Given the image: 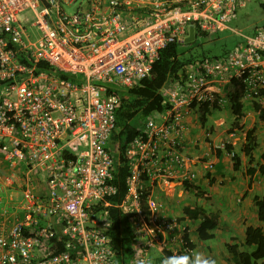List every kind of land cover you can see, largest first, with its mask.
Instances as JSON below:
<instances>
[{"label":"built area","instance_id":"obj_1","mask_svg":"<svg viewBox=\"0 0 264 264\" xmlns=\"http://www.w3.org/2000/svg\"><path fill=\"white\" fill-rule=\"evenodd\" d=\"M74 2L0 0V162L3 185L20 193L0 208V264H134L137 252L160 264L166 255L192 253L188 220L167 212L155 187L171 192L175 180L196 177L181 150L184 109L215 100L217 83L240 79L248 103L264 89V25L236 50L193 62L183 82L173 81L170 105L144 116L125 146L119 195L118 154L105 147L119 91L149 76L158 52L182 43L189 26L208 34L227 29L246 0H79L68 12ZM27 27L39 37L30 39ZM111 208L131 238L126 259L106 227Z\"/></svg>","mask_w":264,"mask_h":264},{"label":"crops","instance_id":"obj_2","mask_svg":"<svg viewBox=\"0 0 264 264\" xmlns=\"http://www.w3.org/2000/svg\"><path fill=\"white\" fill-rule=\"evenodd\" d=\"M236 49L237 45L228 49L225 54ZM213 90L224 98L228 92L233 91L230 85L218 83L214 85ZM262 98L264 100V96ZM247 102L246 104L244 102L245 111L242 124L240 128L230 130L232 135L227 134L234 121L230 103L226 102L216 109L209 108L205 122H202L200 114L194 112V109H184L189 111L183 119L187 129L184 132L181 150L190 158L189 169L195 172L196 177L193 183L189 184L175 180L177 183L174 182L171 185V192L166 190L162 183L155 187L164 209L179 217L184 216L188 220L189 237L193 250L198 245L197 251L212 257L216 264H237L229 250L230 247H235L237 252L244 251V235L248 226H260L264 229V224L258 220L257 209L254 205V198L261 197L264 193V174L259 172V167L264 164L262 159L264 119L259 120L253 107ZM262 105L264 107V102ZM219 113L230 116L231 124L228 127L220 126L224 116ZM211 114L215 118L211 117ZM207 119L215 123H208ZM246 130H251V135L255 139L251 159L240 151ZM221 139H230L232 150L239 158L237 166L234 165V160L225 149L216 147ZM207 161L211 163L210 168H205ZM0 166V191L8 194L3 198L0 197L1 208L5 207V203L11 201L14 196L20 197V193L18 190L13 191L3 185L2 176L6 172V167L2 162H0ZM250 168L251 170L248 171ZM12 195L13 197L10 198ZM184 206L217 217L215 226L206 230L207 233H211L210 238L201 239L198 236L197 226L202 220V216L199 215L195 219L188 217L183 213ZM255 264H264V257L257 260Z\"/></svg>","mask_w":264,"mask_h":264},{"label":"trees","instance_id":"obj_3","mask_svg":"<svg viewBox=\"0 0 264 264\" xmlns=\"http://www.w3.org/2000/svg\"><path fill=\"white\" fill-rule=\"evenodd\" d=\"M259 5L264 12V1L259 2ZM195 36L210 37L208 33L200 32L196 27H194V37ZM191 41H186L184 44L187 45ZM178 44L183 43L172 42L166 44L158 52V58L152 63L150 75L143 78L139 85L136 84L126 91L119 93L118 95L119 104L116 109L115 124L105 147L108 151L118 154L120 165L117 173L115 174V183L119 188V195L125 188L123 178L127 173L126 166L124 165L127 157L125 146L131 140V138L139 132L143 117L148 114H152L153 112L164 110L170 105L166 90L171 88V84L177 78H180L181 80H179L181 82L184 81L185 70L191 66L193 62L218 59L222 57L227 51V49H225L221 53L213 54L211 56H207L203 52L196 56H185L184 51H187L188 47H186L185 50H180ZM41 67L46 66L41 65ZM62 77H68L72 80H75V78L69 74H62ZM234 83L236 86L234 87L233 91L228 92L227 94L230 102L231 113L234 118V121L227 132H230V130L233 128H240L244 119L245 110L242 96H244L245 89L243 85L237 84L236 81H234ZM263 93L264 89H259L257 93L253 94L254 100L252 102V107L259 120L264 119V107L257 97L263 95ZM210 107H216V102L214 100L211 102L206 101L200 104L193 101L190 104V109H194V112H198L200 114L199 117L202 122H205V116ZM133 120H136V123H133ZM243 136L244 140L240 151L249 159H251V151L255 146V139L251 135V130H246ZM224 149L227 152H233L232 146L229 143L225 144ZM231 157L234 160V165L237 166L239 164V158L236 153L233 152ZM262 159L264 161V153H262ZM259 168V172L264 174V164H262V166ZM250 170L251 168L248 169V171ZM118 194L110 197L109 199L114 201L118 198ZM254 205L257 209L258 220L264 224V193L261 197L254 198ZM182 210L183 213L187 214L190 218L195 219L197 216L201 215L202 220L197 226L198 236L201 239H207L211 237V233H207L206 230H210L215 226L217 221V217L215 215L200 213L198 210L187 206H184ZM109 211L112 217L111 235L113 238V244L119 251H122L123 258L126 259L131 252V238L125 233L123 234L119 231L121 225L117 210L111 208ZM122 226V229H127L125 225L122 224ZM121 234L123 236H121ZM243 244L244 251L237 252L233 246L229 249L234 256L235 262H237V264H255L257 260L264 257V229L260 226H248L245 229ZM56 249L60 250L61 245L59 244Z\"/></svg>","mask_w":264,"mask_h":264},{"label":"rangeland","instance_id":"obj_4","mask_svg":"<svg viewBox=\"0 0 264 264\" xmlns=\"http://www.w3.org/2000/svg\"><path fill=\"white\" fill-rule=\"evenodd\" d=\"M86 0H83L85 2ZM79 3V0H76L71 6H68L66 10L72 12L75 10ZM27 17L30 15L27 14ZM228 28L217 32L216 34L211 35V37H201L195 36L193 40L185 45L178 44L180 50H185L188 47L187 51H184V55H199L201 52L205 53L207 56L213 54H218L224 51L225 49L234 48L237 44L244 41L245 35H253L255 33L256 27L264 24V12L262 11L259 0H246L245 5L241 8L235 10V13L231 14L227 20ZM232 29L237 30L239 33H234ZM30 39L35 40L39 37V32L34 27H27L26 30ZM247 100H245V103ZM221 116H224L222 122L220 123L221 127H228L231 124L230 116L224 115V113H219ZM214 116V115H213ZM211 114V117H213ZM215 118V116L213 117ZM208 123H215L214 121L207 119ZM133 123H136V120H133ZM220 128V127H218ZM222 140V139H221ZM7 192L0 191V197L8 196ZM199 246L197 245L194 251H197ZM153 259L156 260L157 256H153Z\"/></svg>","mask_w":264,"mask_h":264},{"label":"clouds","instance_id":"obj_5","mask_svg":"<svg viewBox=\"0 0 264 264\" xmlns=\"http://www.w3.org/2000/svg\"><path fill=\"white\" fill-rule=\"evenodd\" d=\"M192 28H193V26H192ZM232 30H235V29H232ZM188 34H189V28H188ZM188 34H187L186 38L188 37ZM213 34H216V33H213ZM213 34H209V36L211 37V35H213ZM186 38L184 39V41L182 43L186 42ZM193 38H194V28H193V37H192V39ZM210 60H212V59H210ZM234 81H236L237 84H239V85L241 84L242 85L240 79H233L230 83H225V84L230 85L232 87V90H233L234 87L236 86V84L234 83ZM124 91H126V90H121V91H119V93L124 92ZM214 97H215V100H214L215 102H216L217 99L222 98V96L219 93H216L214 95ZM225 98H226V102L227 103H230L227 95H226ZM253 100L254 99H252V102H253ZM244 102H245V100H244ZM252 102L251 103H248L247 102V104H249L250 106H252ZM263 102H264V100H263ZM263 102H261V103L263 104ZM195 103H197V102H195ZM198 104H200V103H198ZM219 107H221V105H219V104L216 103V107H210V109H216V108H219ZM189 108H190V106H189ZM227 133H229V132H227ZM126 212H129V210H126ZM152 212H156L155 207H153ZM110 226H111V224L108 222V224L106 225V227H110ZM137 231H141V229H138ZM153 235H154V229L152 231V236ZM139 237H141V236H139ZM139 240L145 242L143 239H139ZM137 248H139V247H137ZM162 250L163 249H161V251ZM134 264H152V262H151V260L149 258H145L143 256V253L142 252H137L136 253V259L134 260ZM160 264H216V261L212 257L206 255L203 252L195 251V252H192V253H183V254H181V253H173L172 255H166V256L162 257V259L160 260Z\"/></svg>","mask_w":264,"mask_h":264},{"label":"water","instance_id":"obj_6","mask_svg":"<svg viewBox=\"0 0 264 264\" xmlns=\"http://www.w3.org/2000/svg\"><path fill=\"white\" fill-rule=\"evenodd\" d=\"M192 37H193V28H192V26H190L189 27V34H188V37L186 38V41L192 40Z\"/></svg>","mask_w":264,"mask_h":264}]
</instances>
